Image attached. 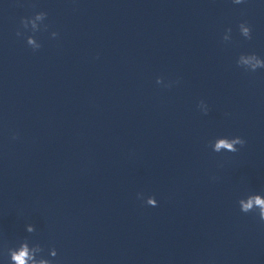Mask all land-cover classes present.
<instances>
[{
  "label": "clouds",
  "instance_id": "1",
  "mask_svg": "<svg viewBox=\"0 0 264 264\" xmlns=\"http://www.w3.org/2000/svg\"><path fill=\"white\" fill-rule=\"evenodd\" d=\"M232 2L236 5H240L246 3V0H232ZM47 15L48 14L46 12L41 11L35 13L31 17L21 18L20 24L22 28L25 31H30L32 33L31 35L26 36V43L29 47L32 48L33 51H37L42 47L41 43H36L37 38L35 34L41 30H48V25L43 23L47 19ZM36 21H42V24L40 26H37ZM238 29L240 35L245 40L252 39V28L247 23V21L240 22L238 25ZM231 33L232 29L230 27L225 29L224 35L222 37L223 42H231ZM16 35L20 37L24 35V33L20 30H17ZM58 35V32H51L52 38H57ZM236 65L237 67L244 69L246 72L254 73L258 69H264V58H261L254 52L241 53L236 60ZM161 79V77H157L156 83L158 85L160 84ZM165 87H171V82ZM201 104L205 105V108L202 112L206 115L209 111L208 106L203 100H201L198 104L199 109ZM16 138L17 137L14 135L13 139ZM245 144L246 140L240 136H222L215 138L214 141H211L210 147L215 153H237ZM237 203L241 213H254L258 216L259 222L261 224H264V194L249 193L246 196L239 198ZM148 205L151 207H156L158 206V201L155 197H153L148 201ZM25 230L28 233H33L36 231V228L33 224H27L25 225ZM7 252L9 257V264H60V261L54 259L58 255L55 247L48 248L46 257L44 255L45 248L40 243L30 244L27 238L20 241L18 246L8 248Z\"/></svg>",
  "mask_w": 264,
  "mask_h": 264
}]
</instances>
